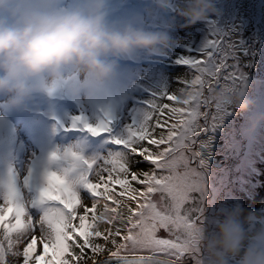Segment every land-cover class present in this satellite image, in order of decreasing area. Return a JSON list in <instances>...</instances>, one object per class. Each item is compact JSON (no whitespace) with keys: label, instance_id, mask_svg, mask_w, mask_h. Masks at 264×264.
Listing matches in <instances>:
<instances>
[{"label":"rangeland","instance_id":"obj_1","mask_svg":"<svg viewBox=\"0 0 264 264\" xmlns=\"http://www.w3.org/2000/svg\"><path fill=\"white\" fill-rule=\"evenodd\" d=\"M122 1L134 3L130 10L138 19V28L164 31L167 46L153 53L142 49L134 51L140 66L131 65L133 70L123 84L121 79L125 73H118L116 68L112 77L88 90L74 93L62 87L53 92H40V95L31 93L29 96L34 97L26 99L22 105L44 109L49 116L42 118L41 114L18 111L15 112L17 120L12 116L6 123L5 135L0 136L3 172L0 179L9 171L16 174L21 202L35 230L40 232L43 213L49 206L38 199L39 189L45 184L46 170L64 175L81 201L92 200L91 193L80 180L81 175L91 177L95 174L103 158L117 150L113 138L126 137L128 127L139 124L148 110V102L156 101L163 93L181 95L184 83L190 81L194 73L189 64L177 61L182 57H203L209 73L218 63L227 69L229 78L238 79L233 81L236 86L228 90L217 86L223 85L219 78L210 81L213 87L202 89L194 101L197 112L201 113L198 123L203 132L197 147L205 162L207 191L199 205L202 222L196 225L188 249L190 254L183 261L185 264H208V241L216 234V224L223 219V213L242 209L241 219L245 220L248 213H253L251 210L261 209L258 205L261 197L247 200L245 196L256 185L260 186L261 194L264 193L261 169L264 164V0H211L214 11L192 23L187 22V15L178 13L181 9L195 8L194 0H168L164 7L157 6L154 0ZM237 96L247 101L246 107L237 106L233 99ZM100 105L103 114L97 110ZM7 107L6 103H0V119H6ZM50 113H54L56 119ZM76 116L84 117L92 125L104 121L107 130L93 134L79 123L74 126L72 118ZM211 142L217 152H222L217 154L224 156L220 166L205 159L206 154L200 149L201 145ZM218 142L221 144L217 145ZM66 151L76 153L79 159L71 156L64 159ZM52 152L61 158L50 160ZM132 162L137 166L133 171L150 170L146 161L133 157ZM25 177H28L27 185ZM2 192L0 188V195ZM251 220L244 222L250 231L261 227V223ZM100 227L103 230L104 225ZM158 235L167 234L161 230ZM97 242L104 243L102 239ZM10 251L5 261L6 252L0 250V264H20L19 247ZM106 255L104 252L97 260ZM87 256L91 257L92 253L87 252ZM235 259L229 258V264ZM86 264L92 261L88 259Z\"/></svg>","mask_w":264,"mask_h":264},{"label":"snow or ice","instance_id":"obj_2","mask_svg":"<svg viewBox=\"0 0 264 264\" xmlns=\"http://www.w3.org/2000/svg\"><path fill=\"white\" fill-rule=\"evenodd\" d=\"M177 62L189 64L194 73L181 95L163 93L148 102L139 124L129 126L126 137L113 138L117 150L103 158L95 174L81 175L92 200L81 201L64 175L46 170L38 199L49 206L37 232L21 202L16 174L9 171L0 179V250L6 252L5 261L19 247L20 264H86L88 259L95 264L104 252L122 256L125 264H183L202 222L199 205L207 191L205 162L197 147L201 113L194 101L202 89L213 87L210 81L219 78L223 85L217 86L228 90L238 78H229L218 63L209 73L203 57ZM72 120L93 134L107 130L104 121L92 125L82 116ZM69 156L79 159L69 151L63 158ZM133 157L146 161L150 170L133 171ZM60 158L56 152L49 157ZM161 230L167 235H158ZM101 239L103 244L97 242Z\"/></svg>","mask_w":264,"mask_h":264},{"label":"clouds","instance_id":"obj_3","mask_svg":"<svg viewBox=\"0 0 264 264\" xmlns=\"http://www.w3.org/2000/svg\"><path fill=\"white\" fill-rule=\"evenodd\" d=\"M164 7L168 0H154ZM181 9L188 23L214 11L211 0ZM107 0H0V103L21 106L34 91L88 90L114 75L119 58L138 49L163 50L164 31H146L107 20ZM239 108L247 101L233 97ZM248 213L245 220H251ZM241 209L225 211L208 241V264H264V227L251 238ZM246 238L249 240L244 246ZM243 249V251H242Z\"/></svg>","mask_w":264,"mask_h":264},{"label":"trees","instance_id":"obj_4","mask_svg":"<svg viewBox=\"0 0 264 264\" xmlns=\"http://www.w3.org/2000/svg\"><path fill=\"white\" fill-rule=\"evenodd\" d=\"M261 169H263V172H264V164L261 166ZM262 179L264 181V175H262ZM254 180L256 181V178H254L253 181ZM262 186H263V184H262ZM258 187H260V186L256 185V186L252 187L251 191L249 193H247L245 197H246V199L248 198L247 200H249L250 198H253L254 196L261 197V199L258 201V205L260 204L261 209L251 210V211H253V213H252L253 214V220H251V221L252 222H259V223H261V227H264V193L261 194V191H259L260 188L258 189ZM244 227L246 229L247 236L249 238H251L261 228V227H254L252 229V231H250V229L248 228V224H245ZM247 242H249V240L246 238V242H245L244 246H247V244H248ZM237 259H238V257H236L235 261L230 260V262L232 264H234L237 261Z\"/></svg>","mask_w":264,"mask_h":264},{"label":"water","instance_id":"obj_5","mask_svg":"<svg viewBox=\"0 0 264 264\" xmlns=\"http://www.w3.org/2000/svg\"><path fill=\"white\" fill-rule=\"evenodd\" d=\"M221 143L218 142L217 145H220ZM200 149L202 151V154H206V153H203V149L204 147L203 146H200ZM223 155H217V156H213V157H210L208 158L209 161H212L215 165H221L222 162H220L219 164L216 162L219 158H222ZM95 264H125V260L122 258V256H112V255H106V256H103L101 258H99L98 260H96ZM185 264V263H183Z\"/></svg>","mask_w":264,"mask_h":264},{"label":"flooded vegetation","instance_id":"obj_6","mask_svg":"<svg viewBox=\"0 0 264 264\" xmlns=\"http://www.w3.org/2000/svg\"><path fill=\"white\" fill-rule=\"evenodd\" d=\"M135 56V55H134ZM122 71V69L121 68H119V72H121ZM127 75H130V73H127ZM143 81H145V80H143ZM139 89L141 90V92H142V88L141 87H139ZM204 147V149H203V153H206V155H205V157H207V158H205V159H208V158H210V157H213V156H217V155H219V154H217V153H219V152H217L216 151V148L213 146V144H212V142L211 143H209L208 145H206V146H203ZM220 153H222V152H220ZM217 163L218 162H224V157H222V158H219L217 161H216ZM222 165V164H221Z\"/></svg>","mask_w":264,"mask_h":264},{"label":"bare ground","instance_id":"obj_7","mask_svg":"<svg viewBox=\"0 0 264 264\" xmlns=\"http://www.w3.org/2000/svg\"><path fill=\"white\" fill-rule=\"evenodd\" d=\"M251 122H254V121H251ZM230 140H232V136H230Z\"/></svg>","mask_w":264,"mask_h":264}]
</instances>
